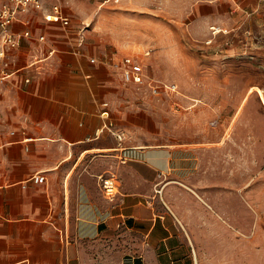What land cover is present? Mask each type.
<instances>
[{
	"label": "crops",
	"instance_id": "0c3cea01",
	"mask_svg": "<svg viewBox=\"0 0 264 264\" xmlns=\"http://www.w3.org/2000/svg\"><path fill=\"white\" fill-rule=\"evenodd\" d=\"M228 2L237 6L234 18L244 11L264 26V0L200 1L212 4L220 20ZM64 8L72 14L68 27L40 11L28 14L33 35L46 39L24 38L14 52L20 67L38 56L39 72L29 71L30 81L27 70L0 81V264H199V244L230 242L233 228L251 223L252 205L243 219L236 204L201 200L214 187L234 194L237 184L204 181L194 144L144 143L157 135L155 120L142 116L138 86L104 60L134 57L94 42L88 28L80 44V24ZM25 27L13 24L15 31ZM36 173L45 180L30 179ZM249 173L241 174L246 201ZM101 174L117 179L114 198Z\"/></svg>",
	"mask_w": 264,
	"mask_h": 264
},
{
	"label": "rangeland",
	"instance_id": "374dc122",
	"mask_svg": "<svg viewBox=\"0 0 264 264\" xmlns=\"http://www.w3.org/2000/svg\"><path fill=\"white\" fill-rule=\"evenodd\" d=\"M58 1L74 13L77 24L88 25L94 42L113 48L114 54L119 49L141 60L157 81L177 84L176 91L160 94L135 88L142 116L155 120L152 130L157 132L144 143L194 144L204 181L211 177L232 185L235 178L237 184L234 194V190L231 195L219 194L222 188L214 187L201 194V200L208 206L236 204L243 219L245 208L248 218L252 205L251 223L247 220L233 228L230 242L220 237L199 244V264H264V103L258 90L264 93V26L260 20L250 21L244 11L234 18L238 9L229 2L221 4L224 19L220 20L219 12L213 14L214 6L201 0ZM215 25L222 29L215 32ZM250 170L253 177L246 201L241 174Z\"/></svg>",
	"mask_w": 264,
	"mask_h": 264
},
{
	"label": "built area",
	"instance_id": "2783aa9c",
	"mask_svg": "<svg viewBox=\"0 0 264 264\" xmlns=\"http://www.w3.org/2000/svg\"><path fill=\"white\" fill-rule=\"evenodd\" d=\"M32 11H40L43 17L51 22H58L64 27H68L72 22V14L69 12L61 2L56 1L48 4L46 0H0V81L7 79L12 74L19 70H27L28 75L25 77L26 81H30L32 76L31 71L34 69L39 72L38 62L40 58L31 55V58L22 66L17 65V57L15 56V50L20 47L24 38H35L38 41H44L46 39L45 34H38L36 37L33 35V31L30 27L31 17L28 15ZM22 21L26 27L22 31H15L13 24L15 22ZM88 28L87 24L79 26V35L81 39L79 43L84 41V30ZM53 50H50V53ZM110 64L114 65L121 73L123 80L127 83L136 84L138 87H148L152 93L160 94L162 91L170 93L176 91V83L159 82L152 78L146 69L144 62L138 59H122L113 57V54H109L104 59ZM90 61L96 63L98 59L94 56L90 57ZM15 65V68L11 66ZM104 110L102 114L107 112L108 102H103ZM15 133V131H12ZM114 133L122 140L124 138V132ZM31 136H25L23 140L30 141ZM27 148V147H26ZM101 185L106 190L109 197L114 198L117 193V179L114 175L99 176ZM30 179L35 182H43L45 175L42 173L33 174Z\"/></svg>",
	"mask_w": 264,
	"mask_h": 264
},
{
	"label": "bare ground",
	"instance_id": "6f19581e",
	"mask_svg": "<svg viewBox=\"0 0 264 264\" xmlns=\"http://www.w3.org/2000/svg\"><path fill=\"white\" fill-rule=\"evenodd\" d=\"M212 28H214V29H215V32H217V31H219V30H221V29H222L220 26H212Z\"/></svg>",
	"mask_w": 264,
	"mask_h": 264
}]
</instances>
